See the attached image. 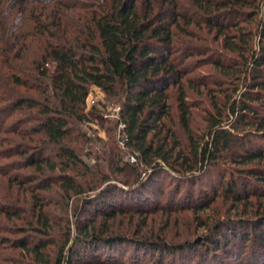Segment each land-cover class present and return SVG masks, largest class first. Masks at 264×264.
Wrapping results in <instances>:
<instances>
[{
	"label": "trees",
	"instance_id": "1",
	"mask_svg": "<svg viewBox=\"0 0 264 264\" xmlns=\"http://www.w3.org/2000/svg\"><path fill=\"white\" fill-rule=\"evenodd\" d=\"M0 47L4 79L42 96L17 99L13 108L36 109L41 118L33 132L57 147L60 162L31 154L30 164L38 170L48 164L53 170H88L64 142L70 127L88 120V99L96 88L121 103L127 146L138 160L116 169L137 173L132 182H121L128 190L115 185L109 195L100 194L104 208L93 211L78 233L80 243L120 247L122 259L132 245V264H141L139 250L158 264L161 256H176L186 248L195 253L191 264H264L260 213L252 220L240 218L234 228L219 221L211 233L188 244H170L157 234L143 239L115 232L110 223L98 224L100 215L115 220L119 213L148 212L149 184L164 171L179 177L180 184H195L199 175L225 169L214 196L194 203L197 209L209 207L220 195L238 203L264 197V186L253 184L264 183V0H0ZM31 76L38 84L26 80ZM59 180L65 191L82 193L83 184L75 177L61 174ZM97 180L91 191L100 187ZM131 187H137L135 197L118 203ZM12 210L0 208V213L21 216ZM39 214L43 237L51 224L43 205ZM70 236L57 249L55 263L48 249L53 242L30 244L23 238L22 248L32 257L24 264L124 263L100 255L88 259L77 254L75 260L73 247L66 249Z\"/></svg>",
	"mask_w": 264,
	"mask_h": 264
},
{
	"label": "rangeland",
	"instance_id": "2",
	"mask_svg": "<svg viewBox=\"0 0 264 264\" xmlns=\"http://www.w3.org/2000/svg\"><path fill=\"white\" fill-rule=\"evenodd\" d=\"M185 6L186 10L191 11L187 4ZM26 64L30 68V64L28 62ZM206 69H198L192 75L203 74ZM0 70V83L4 86L3 92L5 91L2 93L0 89V208L8 210L13 208V212L21 215L10 217L0 213V264L28 262L32 257L26 253L20 242L26 238L30 244L37 240L53 242L48 249L54 256V262L57 249L68 240L70 234L66 249L73 247L75 260L77 254L88 259L100 255L103 256L102 258L117 262L124 260L123 264H132L131 251L135 250L132 245L128 244L130 251H127L128 256L122 259L119 255L120 247L111 250L104 247L97 249L95 244L80 243L77 238L89 218L95 216L93 211L104 208L100 196L109 195L110 189L115 185L128 190V187L121 182L126 180L132 182L137 173L128 167L125 173H120L116 169L118 165L137 163L128 159L133 152L131 148L126 149V145L121 142L122 138L119 136L121 103L96 88L92 90L88 99L86 109L88 120L76 121L70 127L64 142L75 150L87 164L88 170L83 169L82 166L65 171L53 170L51 164L44 165V170H38L30 164L31 154H35L36 158L43 154L49 156L52 163L60 162L61 160L55 155L57 147L45 142L40 135L33 132V127L39 124L41 118L36 109L25 107L17 111L13 108L17 99L42 96L36 90L13 85L10 79L5 80L2 76L6 68L0 65ZM27 71L30 72V69ZM26 80L38 84L34 76ZM194 100L199 102L200 99L195 96ZM139 170L141 171V168ZM221 171L225 172V169L222 168ZM221 171L211 170L209 173L199 175L200 179L195 184H180L182 180L179 177H173L169 171L160 172L153 177L147 190L151 201V209L148 212L119 213L115 220L106 219L107 216L100 215L98 224L107 222L112 224L115 232H130V235L143 239L157 234L158 238L167 240L170 244H188L200 240L202 235L211 233L219 221H225L223 224L225 228H234L239 226L242 217L252 220L256 213L264 215V197H252L238 203L230 196L220 195L209 207L197 209L194 203L202 202L204 196L210 198L214 196L213 190L218 188L222 179ZM61 174H67L79 180L83 184L82 193L65 191L59 180ZM102 176L108 180L103 182ZM225 176L229 179L231 172L229 171ZM96 180L100 182V187L96 191H91ZM253 184L258 187L264 186V183ZM131 188V194L126 193L124 196L127 197H119L118 203H130L129 201L138 191L137 187ZM105 191L106 194H104ZM41 205L44 206L46 217L51 224L49 231L42 234L43 237L38 231ZM228 215L234 220L227 221ZM189 250L186 248L185 252H179L176 256H161L158 260L161 262L158 264H191L195 253ZM139 251L136 254L141 264H154L150 253L146 255L145 249ZM219 254L223 255L222 251ZM228 260L239 262L236 257H230Z\"/></svg>",
	"mask_w": 264,
	"mask_h": 264
},
{
	"label": "built area",
	"instance_id": "3",
	"mask_svg": "<svg viewBox=\"0 0 264 264\" xmlns=\"http://www.w3.org/2000/svg\"><path fill=\"white\" fill-rule=\"evenodd\" d=\"M119 114H120V112H119ZM120 125H121V127H120L119 136H120V138H122L121 142L126 145V149H129L128 146H127L128 136L126 135V133L124 131L125 124H124L123 121H120ZM132 154L133 155L130 156L131 158L128 156L129 157L128 159L131 160V161H137V155H136V153L133 152Z\"/></svg>",
	"mask_w": 264,
	"mask_h": 264
}]
</instances>
